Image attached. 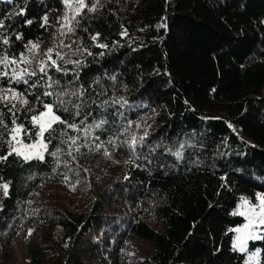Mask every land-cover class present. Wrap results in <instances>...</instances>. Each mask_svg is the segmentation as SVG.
<instances>
[{"label":"trees","instance_id":"1","mask_svg":"<svg viewBox=\"0 0 264 264\" xmlns=\"http://www.w3.org/2000/svg\"><path fill=\"white\" fill-rule=\"evenodd\" d=\"M84 3L0 0V264H264V0Z\"/></svg>","mask_w":264,"mask_h":264},{"label":"rangeland","instance_id":"2","mask_svg":"<svg viewBox=\"0 0 264 264\" xmlns=\"http://www.w3.org/2000/svg\"><path fill=\"white\" fill-rule=\"evenodd\" d=\"M45 115L40 118L38 121L39 127L41 128V125L44 126L45 130L43 131L42 135H40V138L38 141L34 143H25L22 140V129L20 126H16L15 129H19L18 132H13L12 134V140H13V146L17 153H20L22 157H28L25 159H31V158H37L40 156H43L45 150H46V143L43 139L44 132L49 129L52 124L56 121L51 122V126L49 127L48 124L51 120V115H55L54 112H51V114H48V111L46 110ZM56 116V115H55ZM15 136V139L13 138ZM7 186L5 189L4 186ZM9 186L8 184H3L0 187V209L2 204L3 197L8 193ZM261 197H264V194L260 193L257 198V202H253L248 200L247 198L243 200L242 206L239 209V212L242 213L246 221L238 226L236 228V235L234 238V246L239 249L240 251L247 252L248 249V242L251 238H254L258 235V231L261 229V227L264 225V212L261 211L260 205H261ZM247 201V203H246ZM15 259L12 264H25V254H24V245L23 243L16 244L15 249ZM248 260L253 263L258 262V251L255 253H249L247 252Z\"/></svg>","mask_w":264,"mask_h":264},{"label":"snow or ice","instance_id":"3","mask_svg":"<svg viewBox=\"0 0 264 264\" xmlns=\"http://www.w3.org/2000/svg\"><path fill=\"white\" fill-rule=\"evenodd\" d=\"M64 2H65V5L68 8H72V0H64ZM76 2L78 4V7H76L74 9V15L71 18H69L67 15H65V17H64V20L66 21L65 27H67V30L69 32L74 31V28L71 25H72V22L75 20L76 15H79L81 13V11L86 7V5L84 3V0H76ZM98 2H99V0H97V3ZM88 11H95V5H93L91 8H88ZM44 19H45V22H47V17H45ZM27 23L30 24V23H32V21L29 20V21H27ZM77 23H78V21H77ZM17 38L19 39V37H17ZM96 38H97L96 36H93L92 37L93 40H95ZM4 43H8V41L5 40ZM100 46L101 47H106V45H100ZM37 47H38V45H36V44H33L32 45V48H37ZM48 51H49V53H51L52 52V49H49ZM26 62H28V61H26ZM0 63L7 64V60L6 59L5 60H2V61H0ZM53 63H55V62L53 61ZM40 70L41 71H44V68L41 67ZM24 103H27V101H24ZM45 108L47 109L48 114H51V112H52L51 106L45 105ZM44 115H45V113H40L39 116L33 117V121L34 122H38L40 120V118L43 117ZM57 120H59V117H57L55 115H51V120H50L48 126L50 127L51 126V122L52 121H57ZM44 130H45L44 126L41 125V128H40L41 135H42V133H43ZM18 131H19L18 128L17 129H13V132H18ZM13 138L15 139V136ZM14 151H15V149H14ZM17 154H20V153H17ZM25 158H28V157H25ZM40 158L42 159L43 157L40 156ZM4 187H5V189L7 188L6 185ZM246 203H247V201H246ZM260 208H261V211L264 212V197H261V205H260ZM262 222H264V221H262Z\"/></svg>","mask_w":264,"mask_h":264},{"label":"built area","instance_id":"4","mask_svg":"<svg viewBox=\"0 0 264 264\" xmlns=\"http://www.w3.org/2000/svg\"><path fill=\"white\" fill-rule=\"evenodd\" d=\"M37 126V124H35Z\"/></svg>","mask_w":264,"mask_h":264},{"label":"clouds","instance_id":"5","mask_svg":"<svg viewBox=\"0 0 264 264\" xmlns=\"http://www.w3.org/2000/svg\"><path fill=\"white\" fill-rule=\"evenodd\" d=\"M39 124V123H38Z\"/></svg>","mask_w":264,"mask_h":264}]
</instances>
